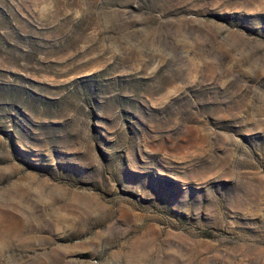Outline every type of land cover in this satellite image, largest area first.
I'll list each match as a JSON object with an SVG mask.
<instances>
[{
	"label": "rangeland",
	"instance_id": "obj_1",
	"mask_svg": "<svg viewBox=\"0 0 264 264\" xmlns=\"http://www.w3.org/2000/svg\"><path fill=\"white\" fill-rule=\"evenodd\" d=\"M0 264H264V0H0Z\"/></svg>",
	"mask_w": 264,
	"mask_h": 264
}]
</instances>
